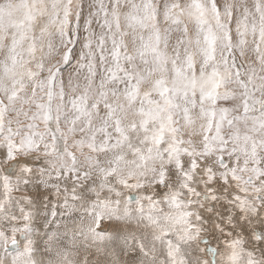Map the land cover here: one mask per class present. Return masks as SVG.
<instances>
[{"label":"snow or ice","instance_id":"6c2138e0","mask_svg":"<svg viewBox=\"0 0 264 264\" xmlns=\"http://www.w3.org/2000/svg\"><path fill=\"white\" fill-rule=\"evenodd\" d=\"M0 264H264V0H0Z\"/></svg>","mask_w":264,"mask_h":264}]
</instances>
